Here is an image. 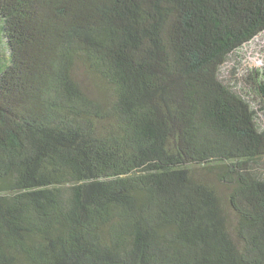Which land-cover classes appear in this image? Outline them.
Listing matches in <instances>:
<instances>
[{"label": "trees", "instance_id": "16d2710c", "mask_svg": "<svg viewBox=\"0 0 264 264\" xmlns=\"http://www.w3.org/2000/svg\"><path fill=\"white\" fill-rule=\"evenodd\" d=\"M263 33L264 0H0V264H264V64L220 77Z\"/></svg>", "mask_w": 264, "mask_h": 264}, {"label": "rangeland", "instance_id": "374dc122", "mask_svg": "<svg viewBox=\"0 0 264 264\" xmlns=\"http://www.w3.org/2000/svg\"><path fill=\"white\" fill-rule=\"evenodd\" d=\"M8 58L7 48L0 40V67L5 64ZM264 64V33L254 38L250 43L244 45L239 50L231 54L224 66L221 68L220 77L223 80H229L231 82L233 90L242 89L241 78L242 75L250 71L253 68H260ZM78 79L88 86V90L97 92L101 91L103 94H107L105 87L98 81L94 80L88 73L84 72L82 67L77 69ZM249 98V97H248ZM251 109L256 111V124L261 129H264V113L256 108V105L251 102L249 103ZM261 168L264 171V160L261 163ZM200 175H203L206 179L204 181L211 185H214L218 195L221 198L223 207L227 214V224L230 232H234V226L236 219L234 214L229 210L226 201V190L225 187L217 184L215 178L207 174H203L200 170H197Z\"/></svg>", "mask_w": 264, "mask_h": 264}]
</instances>
